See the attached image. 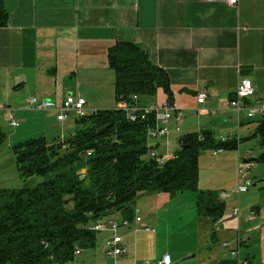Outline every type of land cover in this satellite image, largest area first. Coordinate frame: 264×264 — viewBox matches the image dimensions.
Returning <instances> with one entry per match:
<instances>
[{"label":"crops","instance_id":"1","mask_svg":"<svg viewBox=\"0 0 264 264\" xmlns=\"http://www.w3.org/2000/svg\"><path fill=\"white\" fill-rule=\"evenodd\" d=\"M4 3L9 20L5 27H0V105L5 107L0 110V129L5 132L4 128L9 126L7 113L12 110L20 123L17 129L21 130L11 136L9 145L44 134L50 129L46 121L54 116L57 119L56 111L29 109L30 98L60 103L69 95L80 96L87 102L89 115L120 109L115 93L116 75L109 66L108 54L119 42H133L168 73L173 106L182 113V123L178 125L172 118L173 123L166 125L168 137L157 143L161 156L175 155L171 156L166 146L172 138L179 141L182 134L203 131L211 132L217 140L240 141L239 166L241 157L248 152L249 157L253 155V151L242 152L241 147L253 133L248 132L250 128L246 125L258 119L249 120L244 113L238 115L229 107V101L239 83L249 79L256 90L252 104H264V0H239L238 7L229 6L225 0H4ZM202 93L207 99L199 104L197 98ZM167 104V95L159 89L156 96L141 98L137 105L145 108ZM69 120L70 116L63 122L57 119L62 125L58 137L68 136L65 131ZM26 127L29 128L25 132ZM34 127L40 129L31 130ZM68 127L72 129L74 123ZM1 149L0 189H5L9 180L1 176L4 166ZM237 189L225 201L237 203L233 209L240 207L245 194H238ZM144 196H158L162 204L171 200L167 194ZM171 206L172 201L164 207L168 210ZM252 211L260 212L257 208ZM240 216L229 217L226 228L199 217L204 223L208 249H212L204 264H239L230 255V249L238 248L240 258L254 264L249 256L242 257L241 249L251 237L241 234ZM141 220L135 224L136 230L143 234L146 232L143 227H150ZM252 228L259 234L256 243L263 254L260 264H264V224L257 223ZM239 238L242 243L248 242L240 246ZM226 239L235 240L236 247L232 248ZM211 240L222 246L230 244L229 251L211 247ZM165 254L171 255L173 264H182L189 257L196 259L199 252L190 248L168 250L158 253L155 262Z\"/></svg>","mask_w":264,"mask_h":264},{"label":"trees","instance_id":"2","mask_svg":"<svg viewBox=\"0 0 264 264\" xmlns=\"http://www.w3.org/2000/svg\"><path fill=\"white\" fill-rule=\"evenodd\" d=\"M8 20L0 0V27ZM108 62L115 71L120 109L77 118L75 133L64 138L49 141L41 136L13 146L23 186L0 190V264H77L82 251L98 245L95 227L116 212L124 216L120 223H131V206L142 195L167 194L172 199L191 191L197 195L200 218L216 224L224 217L226 203L219 195L199 190V159L209 150L237 151L240 141L217 140L209 131L186 134L174 157L160 165L148 156L155 114L133 123L124 108L156 96L159 89L173 105L168 73L133 42L117 43ZM257 123L255 138L264 148V117ZM7 138L0 129V148ZM32 178L43 180L32 187Z\"/></svg>","mask_w":264,"mask_h":264},{"label":"rangeland","instance_id":"3","mask_svg":"<svg viewBox=\"0 0 264 264\" xmlns=\"http://www.w3.org/2000/svg\"><path fill=\"white\" fill-rule=\"evenodd\" d=\"M69 115L70 120L66 123L67 127L63 126L64 128L66 127L67 131L65 132L67 135L74 134L77 129V117L75 113L71 112ZM87 116H89V113ZM246 117L248 118L247 115ZM257 119L259 118L249 120ZM71 122L74 123V127L69 129L68 125ZM169 122L171 124L173 123V120ZM46 123H48L50 129L45 131L44 134L36 135L32 138L44 136L47 140L51 141L61 134L62 125L57 122L56 116L49 118ZM248 127L250 128V131L248 132L252 133L253 131V133L250 135V138L244 142L241 150L242 152L253 151V155L251 157H244L242 163V167L247 170L246 177L250 179L251 185L248 188V192L242 195L241 203L239 205L240 207H235L233 209V206L237 205V203H234L233 200L226 203L224 217L218 221V225H216V227L222 226L226 228L228 220L230 219L229 217H236L234 215V210L238 209L239 216L241 215V234L246 237H251V239H249V244L241 249L242 257L249 256L254 264H260L263 260V254L261 250H259V245L256 243L258 241L259 234L257 233V229L253 230L252 227H254L257 223L264 224V161L260 160L262 154L264 153V148H261L258 139L255 138V133L258 128L257 121L248 123L246 128ZM28 128L29 127L24 128L23 131L26 132V129ZM39 129L40 127L31 128V130ZM4 130L8 135V139L1 146V153L4 155V166L1 176L9 180V183L5 185L7 186V189H19L23 186V183L19 176L18 166L12 149L13 146L9 145L8 142L12 135L18 133L19 129H13L6 126ZM20 132L21 130L19 133ZM158 142L159 141H156L154 146L149 148V152L152 148L157 151ZM167 144L166 146L168 147L169 154L171 156L179 150L180 144L178 140L172 138L169 144ZM237 151H223L218 153L220 154L218 156H215V152L211 150L205 151L201 154L199 159V190L214 191L219 195V198L225 202L235 193L240 184H245L244 179L240 182L238 178L240 169ZM157 159L160 161L164 160L165 164L171 158L163 157L158 153ZM42 180V178H32L29 180L28 185L34 187L38 183L42 182ZM224 194L228 195V197L223 198L222 195ZM170 201H172V206L167 210L164 206H166V204ZM170 201L162 204L161 198L158 196L143 197L142 195L137 198L135 203L131 206V210L134 212V221H132L129 226H122L119 229V236L122 237L124 245L127 247V252L124 256H121L118 259L116 264H145L147 261L154 264L156 260L154 258L158 253L165 251L168 252V250L178 252L179 249L185 250L188 248L197 250L199 255L196 259L187 260L182 264H204L203 262H208L212 249H208L210 247H208L207 237L203 231L205 229L204 223L200 222V218L197 213V195L191 191H186L172 198ZM254 208L259 209L260 212L254 213L252 211ZM137 216L141 217L144 220L143 223L148 225L154 232H143L142 234L140 231H137V224H135ZM123 219V214L121 212H116L115 214L108 216V218H106L102 223L108 226L107 223L111 220L122 222ZM111 236V233L108 231L98 232L97 247L95 249L82 251L78 257L77 264H115V260L106 253V242L111 238ZM226 241L231 243L232 248L236 247L235 240L226 239ZM245 241H243V243L248 242L247 240ZM243 243L241 238H239V245L242 246ZM210 246H220V248L229 251L228 248H224V246L220 243L212 240L210 241ZM231 250L234 249H230V255ZM240 259L241 261H244L242 258Z\"/></svg>","mask_w":264,"mask_h":264},{"label":"built area","instance_id":"4","mask_svg":"<svg viewBox=\"0 0 264 264\" xmlns=\"http://www.w3.org/2000/svg\"><path fill=\"white\" fill-rule=\"evenodd\" d=\"M227 4L231 7H238L239 0H225ZM255 87L251 80L244 79L242 80L235 93L232 95L231 100L229 101V106L232 110H234L238 115L245 113L249 119H255V118H263L264 117V104H261L259 106L252 105L251 100L254 99L255 96ZM138 97H135V100H137ZM207 99V95L205 93H202L198 96L197 101L199 104H202ZM87 102L83 97L75 96V95H69L64 100H62L60 103L52 102L50 100L45 99H38V98H30L28 100V107L31 110L35 111H56L58 116L57 119L60 122L66 121L69 114L71 112H74L77 118H84L88 115L87 109ZM5 107L3 105H0V110H4ZM124 111L126 113V116L130 122H138L139 120H146L147 117L151 114H155L156 118V126L155 128L151 129L148 133V146L149 148L153 147L156 141L164 140L168 137L169 131L166 128V125L169 123V121L174 118L175 122L180 125L182 123V113L175 110V107L173 105H166L163 107H160L158 105H153L150 107H139L138 105L135 106H126L124 108ZM7 121L9 127L13 129H17L20 126L19 121L16 119L15 114L12 110H8L7 113ZM220 153V151H217L214 153V155H217ZM250 152H248L245 156L249 157ZM149 156L152 159L158 158L157 151L152 148L150 149ZM244 156V157H245ZM240 159V166H239V174L238 178L240 182L244 181V185H241L238 187L237 192L238 194L246 193L248 191L249 186L251 185V181L249 178H247V170L246 168L242 167L243 158ZM160 165L164 164V160H161ZM223 198L228 197V195H222ZM234 215L236 217L239 216V210H234ZM141 218H137L136 222L141 223ZM108 226L106 224H100L95 227V230L97 232H105L108 231L111 233V239L106 243L107 247V255H109L111 258L115 260V263H117V260L124 256L127 252V249L124 247L123 239L119 236V229L122 226H129L130 223L128 222H116V221H109ZM108 229V230H107ZM144 230L146 232H151L152 230L148 227H145ZM219 230V229H218ZM226 248L230 249V244L224 245ZM80 254V251H77V255ZM231 256L235 259L239 260V264H248V261H241L240 259V252L238 250H231ZM145 264H152L151 262L147 261ZM154 264H173L172 257L169 254H165L162 259L158 260Z\"/></svg>","mask_w":264,"mask_h":264},{"label":"water","instance_id":"5","mask_svg":"<svg viewBox=\"0 0 264 264\" xmlns=\"http://www.w3.org/2000/svg\"><path fill=\"white\" fill-rule=\"evenodd\" d=\"M191 258H194V257H189V258H187L186 260H189V259H191Z\"/></svg>","mask_w":264,"mask_h":264}]
</instances>
